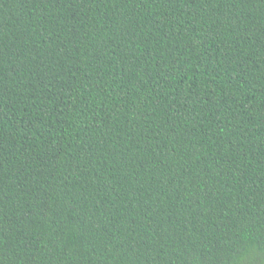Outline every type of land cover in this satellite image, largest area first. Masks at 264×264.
<instances>
[{
    "label": "trees",
    "instance_id": "obj_1",
    "mask_svg": "<svg viewBox=\"0 0 264 264\" xmlns=\"http://www.w3.org/2000/svg\"><path fill=\"white\" fill-rule=\"evenodd\" d=\"M0 264H264V0H0Z\"/></svg>",
    "mask_w": 264,
    "mask_h": 264
}]
</instances>
